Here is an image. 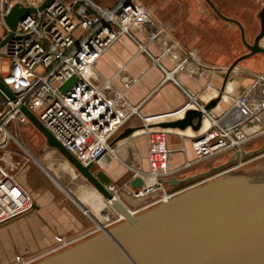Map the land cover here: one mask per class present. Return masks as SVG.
<instances>
[{
  "label": "built area",
  "instance_id": "2783aa9c",
  "mask_svg": "<svg viewBox=\"0 0 264 264\" xmlns=\"http://www.w3.org/2000/svg\"><path fill=\"white\" fill-rule=\"evenodd\" d=\"M45 1L0 0V28L5 30L0 43L12 33L5 19L16 4L37 9L18 23L13 36L0 47V79L16 95L15 101L4 96L0 99V150L10 139L18 143L10 124L17 129L30 123L22 106L32 111L84 166L96 163L107 154L117 157L110 140L131 119L138 117L146 138L148 169H131L132 177L122 185L130 197L141 203L138 210L130 209L138 213L167 202L183 189L201 183L203 178L175 191L168 190V181L197 175L191 172L202 169L211 160L227 159V163L236 153L249 152V145L264 138V73L243 67L241 63L250 58L237 64L235 62L245 55L230 64L209 63L200 57L198 48L186 46L173 26L161 22L141 0H120L109 10L93 0H50L43 10H38ZM122 37L133 40L139 53H145L159 67L164 74L161 84L172 83L184 92L187 101L179 109L145 117L139 106L131 104L126 97L127 91L139 82L129 72L127 64H117L118 70L110 78L99 74L97 62L109 55L111 47ZM216 73L245 75L251 77L253 83L240 96H233L225 87L213 85ZM179 74L201 83L202 88L192 93L179 81ZM72 77H76V81L63 92L61 87ZM118 77L122 89L114 85ZM96 78H100L101 84ZM206 89L213 90L221 99H230V106L219 114L206 110V103L200 101ZM189 109L202 111L210 127L197 137L180 135V145L171 148V131L153 128L151 123L180 117ZM263 145L264 142L253 150L256 152L252 159H240L234 167L263 157ZM173 154L182 156L175 167L170 165ZM136 177L143 179L144 186L133 189L130 182ZM107 189L124 203L120 186L110 183ZM105 204L104 222L97 231L124 219L111 200L105 199ZM33 208L30 194L16 175L0 162V227ZM78 240L80 238H60L52 252ZM39 259L17 257L12 264H31Z\"/></svg>",
  "mask_w": 264,
  "mask_h": 264
},
{
  "label": "water",
  "instance_id": "95a60500",
  "mask_svg": "<svg viewBox=\"0 0 264 264\" xmlns=\"http://www.w3.org/2000/svg\"><path fill=\"white\" fill-rule=\"evenodd\" d=\"M49 1L42 3L38 10H43ZM205 1L220 18L236 24L241 30L243 44L249 53L235 64L264 53L261 45L264 38V0L259 14L260 31L253 43L246 40L245 29L238 20L222 15L211 0ZM36 11L34 7L24 8L16 4L5 19L12 33L0 43V47L13 36L18 23ZM75 81L76 77L70 78L61 90L66 92ZM0 93L16 100V95L1 79ZM220 101L221 96L216 97L205 105V109L214 110ZM21 110L45 138L47 146L57 150L104 199L111 200L113 207L124 218L31 264H264V173H260L264 170V156L239 168L232 166L183 189L165 203L132 213L108 191L110 178L104 171H93L94 163L82 165L32 111L26 106H22ZM203 119L202 111L189 109L180 117L151 127L171 131L192 128L197 131ZM141 129L143 127L126 128L111 145L132 137ZM18 144L29 153L31 159L37 160L20 141ZM255 152L236 153L227 163L215 169L234 165ZM208 173L210 171L173 179L168 184L181 187ZM130 185L138 189L144 186V181L136 177Z\"/></svg>",
  "mask_w": 264,
  "mask_h": 264
},
{
  "label": "crops",
  "instance_id": "0c3cea01",
  "mask_svg": "<svg viewBox=\"0 0 264 264\" xmlns=\"http://www.w3.org/2000/svg\"><path fill=\"white\" fill-rule=\"evenodd\" d=\"M253 3L242 6L246 9L242 12L244 18H234L250 30L254 28L252 26L255 25L258 13L262 10H259L258 0ZM247 17H249L250 23L246 21L245 18ZM261 45L264 47V38ZM258 63H260L259 60ZM258 63L247 60L243 63V67L248 69L249 64L264 73V62L259 65ZM117 64H127L129 72L139 79L138 85L127 91L126 97L131 104L139 106L143 116L150 117L175 111L187 101L186 95L179 87L172 83L161 84L164 79L163 72L153 64V61L145 53H139L136 43L128 37H122L111 47L109 55H105L97 62V69L101 76L110 78L117 72ZM248 71L251 70L248 69ZM219 78L217 79L219 85L216 87H225L226 78L224 79L222 75ZM178 79L183 86L193 93L202 88L201 83H197L185 75L179 74ZM96 80L101 84L100 78H96ZM215 80L214 76L213 82ZM114 85L118 89H122L120 77L115 79ZM216 97H218L217 94L206 102L209 103ZM215 113L219 114L218 112ZM159 122L162 121L152 122L151 125ZM138 127H142V122L138 117H134L111 139V144L126 128ZM209 127L210 124L202 129L201 125L200 129L197 130L198 134L189 133L190 130L185 132L173 130L170 132L169 146L171 148L178 147L177 138L180 135L197 137L206 132ZM115 144L112 146L116 149L117 157L105 155L94 163L93 171H104L109 176L110 183H115L118 186L120 183L122 186L130 180L127 176V169L130 170V166L145 171L148 169L146 138L143 131H138L132 137L119 142L117 146ZM40 157L50 166L49 170L40 161ZM38 158L39 160L36 158L35 161L31 159L32 164L28 165L27 163L16 176L18 182L30 194L34 208L6 223L2 228L0 227V251L5 252L4 257L0 255V264H9L17 256L33 253L31 248L58 243L60 238H67L68 235H72L74 238H84L95 233L99 224L104 222L105 199L58 151H52L45 145L40 150ZM181 161V154H173L170 165L175 167ZM203 172L205 170H200L197 173ZM48 176L53 178L63 191L60 190V193L51 191L54 185ZM46 180L50 186L46 184ZM61 183L71 190L70 194ZM167 188L169 191H174L179 187L168 185ZM124 195L125 198H121L125 205L131 210H138L141 203L128 194L124 193Z\"/></svg>",
  "mask_w": 264,
  "mask_h": 264
},
{
  "label": "rangeland",
  "instance_id": "374dc122",
  "mask_svg": "<svg viewBox=\"0 0 264 264\" xmlns=\"http://www.w3.org/2000/svg\"><path fill=\"white\" fill-rule=\"evenodd\" d=\"M93 1L98 3L104 9L109 10L114 6H116L120 0H93ZM141 1L147 6L151 7L154 14L161 22L166 23L170 26L172 25L173 29L175 30V33L179 35V37L183 40L186 46L198 48L200 50V57L202 59H205L209 63L230 64L236 61L239 57L249 53V50L244 46L242 42L241 33H240L241 30L239 29V27L236 26L235 24L226 22L220 17H218V15L213 11V9L205 0H141ZM211 1L214 3V5L219 9V11L223 15L232 19L236 17L244 18L242 12L246 9L242 8V6H244V4L247 3L251 5L254 4L253 2H256V0H211ZM258 4H259V10H261L263 8V0H258ZM259 14L260 13H258V16L255 20V25L252 26V28L254 27L252 30L247 29L243 25L244 29L245 28L247 29V30L245 29V33H246V40L249 43H253L256 35L260 31ZM245 19L247 22L250 23V21H248L249 17ZM4 35H5V30L3 28H0V39H2ZM249 60L255 61L256 64L258 63L259 60L260 63H258V65L261 64V62L263 64L264 53H258ZM248 69L254 72L258 71L257 67L251 66L249 64H248ZM221 75L224 77V79L226 78V74L216 73L215 75L216 80L213 82L214 86L219 85L217 79H220L219 76ZM252 83H253V79L251 77H247L245 75H240V74H231L227 77L225 89L228 93H230L233 96H240L252 85ZM191 92L193 93V91ZM214 95H216V93L213 90L206 89L201 94L200 101L205 103ZM1 98H3V95L0 93V99ZM230 104H231L230 99L224 97L215 107L214 111L218 113H222L230 106ZM208 124H210L209 120L206 117H204L202 123V129L207 127ZM9 128L16 134V138L18 139V141H20L25 147H27L30 153H32L39 160L38 154L40 153V150L42 149L43 146L47 145L46 140L41 135V133L31 123H27L21 127H18L17 129H14L13 124H10ZM187 130H190L189 133L198 134V131H195L192 128H188L184 131H179V130H174V131L185 132ZM141 131L142 129L139 130V132ZM177 139L179 141V143L178 142L177 143L180 145V139L179 138ZM111 142L112 140L110 141V143ZM263 142H264V138L252 143L247 147V151H253L259 149ZM118 144L119 142H117L115 146H117ZM49 149H51L52 151H57L51 147H49ZM253 156L255 155L248 157L247 160L252 159ZM226 160L223 159L218 162L216 160H211L210 162L206 163V165L200 170H205V172L210 171V173H208L207 176L203 177L202 180L203 181L207 180L225 170H228L232 166H237V163H235L234 165H230L221 170L215 169V167L224 164ZM40 161L45 165L47 169L50 167L41 157H40ZM0 162L5 167H7L10 173L15 174L16 176L19 175L20 171L27 163L28 165L32 164V160L30 158L29 153H27L24 148H21V146L14 139H10L8 145L0 150ZM131 169H137V168L135 166H130V170L127 169V176L129 178H131L133 175ZM200 170L198 169L194 170L191 172V174L194 175L196 172ZM52 175L58 180V178L54 174ZM49 179L54 185L53 190L51 191L55 193L59 192L60 190L63 191V189H61L56 184L53 178L49 177ZM45 182L47 185L50 186L47 180ZM194 183L196 182L183 185L178 189L188 187ZM62 185L64 186V188H66L68 192L71 191L70 189L67 188V186H65L64 184ZM124 193L128 194V190L127 189L124 190L122 186H120V195L122 198L123 197L125 198ZM67 238L72 239L74 237H72V235H68ZM80 239H82V237ZM56 246L57 243H49L43 247L31 248V250L34 252L28 255V257H24V258L31 259L35 255L40 256L43 254L44 256H42V258H44L50 254L55 253L52 252V250ZM4 254H5L4 251H0L1 256L4 257ZM9 264L11 263L9 262Z\"/></svg>",
  "mask_w": 264,
  "mask_h": 264
},
{
  "label": "flooded vegetation",
  "instance_id": "af4514ba",
  "mask_svg": "<svg viewBox=\"0 0 264 264\" xmlns=\"http://www.w3.org/2000/svg\"><path fill=\"white\" fill-rule=\"evenodd\" d=\"M57 244H58V243H57ZM31 254H32V253H31ZM28 255H30V254H28ZM28 255H22V256H17V257H23V258H24V257H28ZM42 256H44V254H43V255H40V256H39V255H38V256L35 255L33 258H42ZM17 257L15 258V260L17 259ZM27 259H28V258H27ZM15 260H14L13 262H11V264L14 263Z\"/></svg>",
  "mask_w": 264,
  "mask_h": 264
},
{
  "label": "trees",
  "instance_id": "16d2710c",
  "mask_svg": "<svg viewBox=\"0 0 264 264\" xmlns=\"http://www.w3.org/2000/svg\"><path fill=\"white\" fill-rule=\"evenodd\" d=\"M260 173H264V170L263 171H260Z\"/></svg>",
  "mask_w": 264,
  "mask_h": 264
}]
</instances>
